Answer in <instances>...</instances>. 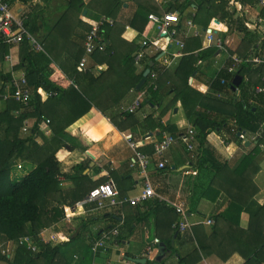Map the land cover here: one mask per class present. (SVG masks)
<instances>
[{
  "label": "crops",
  "instance_id": "obj_1",
  "mask_svg": "<svg viewBox=\"0 0 264 264\" xmlns=\"http://www.w3.org/2000/svg\"><path fill=\"white\" fill-rule=\"evenodd\" d=\"M70 1L37 0L32 3L30 1L20 2L13 0L11 2L15 14L23 13L29 16V27L34 29L33 35L37 37L40 43L48 47L49 56L53 60L51 66L52 74L49 79L55 85L64 89H68L73 85L71 76H75L73 69L75 59L82 54L79 53L81 50L83 52L84 42L92 24L102 16L108 17L110 14L109 18H112L116 22V26L107 34V40L115 48L114 55L117 57L118 62H122L126 54L129 53L131 57H134L141 50H143L144 57L146 58L154 55V50L144 49L142 42L146 38L154 39L156 37L155 29L151 26L141 35L137 29L130 25L132 17L136 13H141V8L136 7L135 0H121V6H115L114 0H83L79 4L80 9L75 7L69 8ZM151 1L153 2L152 7L158 10L156 13L151 12L149 14H163V12H168L171 6L178 7V5H185L186 1L194 0ZM251 2L253 4L245 3L250 8L246 19L254 23L259 16L264 17L261 14L264 8L259 5L258 0H251ZM192 9L196 11L194 7H187L184 12L180 10L174 12H180L182 20L185 21L192 17ZM141 25L142 22L138 24V26ZM198 26L206 28L201 25ZM217 29L221 36L230 38L231 43L227 49V53H220L218 51L214 58L200 64L202 70H205V72L207 71L205 67L209 66L211 74L209 77L206 75L201 76V74L200 76L198 75L193 78L190 86L202 94L209 93L208 81L211 75L224 68L227 61L233 62V57L245 60L259 55L264 58V45L262 41L264 39L259 35L260 33L263 35V31L254 37H250L249 40L243 41L239 34L228 33L227 25H219ZM251 29L254 30L253 27ZM188 40L186 46L191 49L189 52L193 53L194 56H198L200 51L209 48L202 38H191ZM200 43L201 47H199ZM168 52L173 54L177 52V48L172 46ZM8 54L7 56L10 59H5L6 64L3 67V71L9 73L13 68L11 76L19 78L25 75L23 69H16L14 71V67L20 64V46L13 47ZM14 54L16 58L13 57ZM84 56L85 53L81 56V60ZM179 62L180 60L174 61L169 70L174 71ZM243 63L249 64L250 67L253 65L250 62ZM143 64L141 67H136L138 73L144 68ZM87 66L96 77L105 72L109 67L108 63L102 61L101 57H91ZM117 66L120 67V64ZM161 66L162 62L159 60L155 67L161 70ZM254 68L255 71L253 69L249 71L250 76L246 75V78L250 80V83L252 81L262 84L256 87H264V64H258ZM115 80L116 77L114 75L109 76L106 79V85L97 90L96 92L98 93L95 96L99 101L105 100L107 102L109 98L110 102H115L113 107L116 108L117 114L121 115L122 109L130 106L135 100L137 93L141 90L130 92L125 100L120 99L119 96L125 89L123 88L122 92L120 90L117 91V89L113 88L114 86L111 89L110 84L114 83ZM83 83V85L86 84L85 82ZM107 94H111V96ZM99 96L101 97L99 98ZM161 98L158 99L159 105L155 107L142 101L141 110L133 114L132 124H128V129L124 131H119L110 119L105 117L95 107L67 127L64 140L68 148L60 150L57 153V158L60 161L62 172L69 174L70 177L61 179V188L69 190L76 185V180L72 179L71 176L75 177L79 175L82 171V164L87 161L89 164L84 174L89 176L95 187L103 182L110 181L119 193L130 197L141 193L146 180H148L158 196L164 198L167 202L182 204L186 207L191 229L180 234L178 239L175 235L172 242L173 248L180 253L179 255L186 256L194 253L193 251L197 247L199 248L198 239L203 245L207 246L206 253L200 251L202 260L198 264H245L244 257L236 252L238 246L236 239L227 233L229 230L230 234L232 231L239 233V228L243 231L247 230L250 224L249 212L246 210L241 214L238 225L231 222L226 223L223 220L217 221V218L226 211L231 197L240 193L239 191L243 195V200H247L250 196L249 191L253 189L251 188L252 184L258 190L254 201L260 206L264 205V147L261 150V154L256 157L255 164L244 171V169H241V162L248 153L247 149L250 145L251 137L249 138L248 135H244L241 140H238L232 131L229 132L224 129L222 132H213L208 135L206 146L210 151H213V156L207 157V162L202 160L203 154L199 149L198 140L194 153L188 151L185 145L178 142L164 153L163 157L167 160L168 164L164 170H160L158 169L160 159L156 157L154 153L155 149L152 153L149 152L150 148L148 147L151 146L152 149L153 146L155 148V143L161 140V135H159L157 130L146 126V118L154 114V117L158 119L166 111V114L162 118V124L175 125L182 134L192 128L191 123L185 117L181 102L175 103L173 101V94L163 99ZM30 121L32 123L35 122V120ZM42 134L48 138L53 135L51 129L46 126L42 129ZM126 137H130L135 142H138L140 150L150 156L151 164L146 175L140 171L138 166H133L135 155L133 150L129 148L125 140ZM39 140L38 143L41 144L42 139L39 138ZM202 149L207 150L204 146ZM203 153L204 156L207 154L206 152ZM213 157L214 160H212ZM224 162L227 164V167L219 171L217 167ZM214 163L215 166H212ZM188 171L196 172V175L188 174ZM156 202V199L151 200L140 205V208H131L130 205L126 204L123 208L100 211L94 209V206H90L87 214L75 217L77 219L71 224H67L66 229H60L65 235V232L69 230L75 232L79 230L80 232L81 222L90 218L95 219L85 228L81 239L63 248L62 254L66 258H70L72 264H81L88 246L87 242L85 243L83 240L86 232L91 231L92 237H96L99 231H103L107 227L117 226L115 225L117 222L121 223L127 219L130 224H133L132 226L125 227L124 234L127 236V239L121 246L108 245L101 252L102 255H106L107 259H101V254L98 253L94 257L93 264H104L110 261L116 262L112 257L113 255H118L117 251H120V255L125 254L127 264H138L133 262L132 259H147L150 262L153 258V263H156L161 244H163L161 254L164 256L162 260L164 261L172 252H163L165 244L161 241L166 240L171 235V232L174 231V225L179 221V216L167 203L161 204ZM156 204H158L156 209L150 211L145 222L141 223L139 220H135L139 218L138 213L140 211H149ZM251 208L254 209V207ZM76 220H78L79 224L77 223V227L74 228L75 225L73 224ZM208 220H213V225L217 226V234L211 240L209 236L213 225H208ZM53 230L58 231L59 229L54 228ZM153 230H155L157 237H152L154 235ZM242 238L244 239L243 234ZM155 240L160 242L156 247L157 250L149 258H146L148 257L146 255L148 247ZM99 255L100 257H98ZM108 257L112 259L108 260Z\"/></svg>",
  "mask_w": 264,
  "mask_h": 264
},
{
  "label": "trees",
  "instance_id": "obj_2",
  "mask_svg": "<svg viewBox=\"0 0 264 264\" xmlns=\"http://www.w3.org/2000/svg\"><path fill=\"white\" fill-rule=\"evenodd\" d=\"M8 1L12 2L13 0ZM22 1L27 2V0ZM238 1L243 4L252 3L251 0ZM82 2L83 0H71L69 8L80 9L79 4ZM114 2L115 6L122 5L121 0H114ZM135 4L137 8H141V13H136L132 17L130 25L142 35L146 29L152 26L148 20L149 13H156L158 9L152 7L153 2L151 0H135ZM232 6L231 0H194L186 1L185 5H178V7L171 6L168 12L178 10L184 12L187 7H194L197 11L194 21L198 25L214 28L219 25H227L228 33L239 34L243 41L249 40L250 37H254L256 34L258 35L260 33L258 30H252L248 26L251 22L246 19V16L237 17V12L233 10ZM261 14L264 15V10ZM110 16L109 14L108 17ZM140 22H142V25L138 26ZM27 26L29 31L34 34V29L29 27V21ZM115 26L116 24L113 27H108L107 33H110ZM259 35L264 39V33ZM262 41L264 45V40ZM41 44L43 47L42 52L32 50L27 42L21 44L20 64L14 67V71L16 69L24 70L32 92V100L28 106H23L12 99L2 100V96L7 92L5 85L12 80L11 72L13 68L9 73L3 71L6 64L5 57L9 55L10 47L0 45V80L3 81L0 86V261H5L8 264H72L70 258L64 257L62 250L80 240L85 228L95 220L94 218L81 222V230L75 238H72L75 231L65 232V236L69 239L58 245L44 244L40 238V234L44 229L62 222L72 212L75 204L83 200L95 187L89 176L84 174L89 164L87 161L82 164V171L79 175L71 176L72 179L76 180V185L69 190L61 188V179L70 177L69 174L62 172L60 161L57 158V153L60 150L68 148L64 140L66 137L65 130L94 107L110 119L119 131L128 129L127 125L133 122V114L122 113L118 115L115 111L116 108L113 107L115 102H110L109 98L107 102L97 100L98 92L96 91L106 85V79L109 76L114 75L116 80L110 84L111 89L115 88L117 91L122 92L124 88L125 90L119 97L125 100L130 92L136 91L137 85L143 78L144 72L150 68V65L153 64L152 68L157 69L155 67L156 63L164 56L162 52H159L148 58L143 57L144 68L138 73L134 57H131V54H126L122 62H118L117 57L114 55L115 48L108 44L104 52H97L93 55V58L101 57L102 61L108 63L109 66L105 72L96 77L89 71L78 72L77 70L81 56L85 53V49H83V52L82 50L79 52L82 54L75 59L73 65L75 75L71 76L73 85L68 89H64L55 85L49 79L52 74L53 60L49 56L48 47L43 43ZM199 47H201V43ZM190 50L186 46L187 55L180 60L174 71L169 69L160 71L156 81L157 89L148 88L149 79L147 80L143 87L148 88V94L144 97L143 102L155 107L160 103L158 102L159 98L162 97L161 99H163L173 94V101L175 103L181 102L186 119L197 133L196 137L199 141V149L203 154L202 160L204 162H207V157L213 156V151H210L206 146L209 134L222 132L226 129L229 132L232 131L238 140H241L244 135L251 137L247 149L248 153L241 162V169L245 171L255 164L256 157L261 154L264 147V93H256V86L262 84L252 81L250 83V80L246 78V75L250 76L249 71L254 70V66L258 64H253L250 67L249 64L241 63V66L233 72H229L228 69L233 65V62L227 61L224 68L211 75L208 81L209 93L202 94L190 86V80L198 75L200 76V74L209 77L211 74L209 66L205 67L207 70L205 72L199 63L214 58L218 50L209 47L200 51L198 56H194L193 53L189 52ZM118 64H120V67L117 66ZM236 76L242 77V82L238 87L239 94L233 90V82ZM223 81L225 82L223 83ZM83 82L86 84L83 85ZM52 93H57V95L50 97L49 94ZM45 98L47 99L43 101ZM165 114L166 111L158 119L154 117V114L148 116L145 122L146 126L157 130L159 135L163 132H168L173 136L181 135L182 132L175 125L162 124V118ZM30 120H35L30 129V134L27 137H22L24 123ZM45 126L49 127L53 133L50 138L42 134V129ZM36 137L42 139L41 144L35 140ZM254 137L255 140H253ZM32 142L35 146L31 149L29 144ZM203 146L207 149L206 151L202 149ZM148 148H150L149 152L153 153V146L152 149L151 146ZM26 151L28 152L25 154ZM203 152L207 154L204 156ZM17 159L25 161L23 166L27 170L21 178L12 177L15 176L14 172L16 170L19 171L18 165L13 168ZM212 160H214V157ZM212 166H215V163ZM226 167L227 164L224 162L217 168L221 171ZM254 187L252 184L251 188L253 189L249 191L250 196L247 200H243L241 191L232 196L226 211L217 218V221L223 220L226 223L231 222L238 225L241 214L246 210L249 212L250 224L247 230L243 231L239 228V233L232 231L230 234V230L227 233L236 239L238 243L237 249L235 248L236 252L244 257L245 264H262L264 262V205L260 206L254 201L258 191ZM120 196L122 198L128 197L121 193ZM157 205L152 206L149 211H140L138 213L139 218L135 220H139L141 223L145 222L150 211L155 210ZM251 207H254V209ZM131 208L140 207L131 206ZM112 215L114 216V214ZM115 225L117 226L107 227L103 231H99L96 237H91L81 264H93L92 243L104 231L118 228L120 231L119 238L112 245L121 246L127 239L124 234L125 227L133 224H130L129 220L126 219L121 223L117 222ZM152 232L154 233L152 237H155L157 235L155 230ZM180 234L174 229L166 240L161 241L165 244L163 252L177 251L173 248L172 242L174 236L176 235L178 239ZM216 234L217 226L213 225L209 239L211 240ZM26 236L32 238V244L36 247V251L25 245H18L12 259L2 253L1 245L3 243L17 241L19 238ZM197 241L199 248L197 247L193 251L195 254L178 255L177 264H198L201 262L200 251L206 253L207 246L203 245L198 239ZM147 264L155 263L148 262ZM159 264H164V261Z\"/></svg>",
  "mask_w": 264,
  "mask_h": 264
},
{
  "label": "built area",
  "instance_id": "obj_3",
  "mask_svg": "<svg viewBox=\"0 0 264 264\" xmlns=\"http://www.w3.org/2000/svg\"><path fill=\"white\" fill-rule=\"evenodd\" d=\"M22 1V0H18ZM32 3L37 0H27ZM23 2V1H22ZM234 10H236L239 16H246L250 12V8L237 0H231ZM261 7L264 8V0H258ZM193 10V9H192ZM196 17V11L193 10L192 17L190 19L182 20V15L180 12H163V14H149L148 20L151 22L152 27L156 31V37L154 39L146 38L142 42V47L144 49H153L154 54L162 52L164 54L161 59L163 68L161 70L153 69L148 76L149 87L157 89L156 81L158 80L160 71L168 70L176 60H181L185 56V49L187 45V40L191 38H202V40L209 46H214L220 53L226 52L231 43L230 38L223 37L219 34L217 28L206 27L200 28L194 21ZM29 16L27 14L19 13L15 14L12 3L8 0H0V45H7L12 49L13 47L21 46L24 42H27L29 47L36 51L42 52L43 47L40 41L29 31L27 23ZM116 24L115 20L112 18L102 16L95 23L92 24L85 42V56L80 61L78 66L79 72H92L88 69L87 63L88 59L93 57L97 52H104L108 47L107 40V29L108 27H113ZM250 28L258 30L264 33V17L259 16L254 23H249ZM175 46L177 52L170 54L169 49ZM144 57L143 50L137 52L134 56V62L137 67H141L142 59ZM5 59L9 60L10 57L6 56ZM233 65L228 69L229 72H233L237 67L243 62H250L252 64H264V58L261 56H253L245 60L239 59L237 57L232 58ZM199 64H202L201 62ZM147 79V80H148ZM193 79L190 80L192 83ZM225 81H223L224 83ZM3 81L0 80V86ZM6 93L2 96L3 101L9 99L15 102L28 106L32 100V92L28 85V81L25 75L16 78L12 76V80L5 85ZM144 88V87H143ZM142 88V89H143ZM148 88H144L137 93L135 100L130 106L122 109L124 114H135L142 108V101L144 97L148 94ZM236 93L239 94V89L237 88ZM256 93H264V87H256ZM57 93L49 94V96H56ZM197 133L193 128L188 129L186 133L179 136H173L168 132H163L161 134V140L155 143V155L160 159L158 163V169L164 170L167 167V160L163 157L164 153L175 143L181 142L186 146L188 151L194 153L196 150L197 143ZM126 142L134 152L135 160L134 165L140 168V171L146 175V172L151 164V158L144 152L140 150V144L135 142L132 138L126 137ZM255 140V137L253 138ZM19 171L25 170L23 164L17 166ZM188 174L196 175V172H187ZM159 203H167L172 209H174L178 216L179 221L175 223L174 228L181 234L189 231L191 229V224L188 220V213L185 205H180L177 203L167 202L164 198L158 196L151 186L148 180H146L144 188L141 193L134 196H128L122 198L120 193L110 181L104 182L93 188L89 194L81 201L77 202L72 209V212L64 220L67 224H71L80 215H85L89 212V207L94 206V209L100 211L104 209H114L123 207L126 204L137 207L151 200H155ZM208 225H213V220L207 221ZM51 229H44L40 238L44 244L58 245L63 241H67L68 238L65 234L60 231ZM120 231L118 228H114L109 231H104L97 239L92 243V253L95 257L101 250H105L108 245L115 244L119 238ZM160 242L155 240L152 245L148 247V257L149 258L157 250V246ZM18 245H25L36 251V247L32 244L31 237H24L20 239ZM154 262V258L150 261Z\"/></svg>",
  "mask_w": 264,
  "mask_h": 264
},
{
  "label": "rangeland",
  "instance_id": "obj_4",
  "mask_svg": "<svg viewBox=\"0 0 264 264\" xmlns=\"http://www.w3.org/2000/svg\"><path fill=\"white\" fill-rule=\"evenodd\" d=\"M37 38V37H36ZM39 41V40H38ZM13 57L16 58V55L14 54ZM91 59V58H89ZM88 59V61H89ZM33 126V123L32 121H26L24 123V126L22 128V137H27L29 136L30 134V129L31 127ZM35 140L38 142L39 138H35ZM40 141V140H39ZM29 148H34V144L33 142L29 144ZM28 151L25 152V154L27 153ZM19 164H25V161L23 159H17L16 162L14 163L13 165V168ZM27 170H22V171H15L14 172V175L15 176H12V177H15V178H21L25 172ZM104 183V182H103ZM64 222V223H63ZM77 223L79 224L78 220L75 221V223L73 225H75L74 228L77 227ZM66 226H67V223L65 220H63L62 222L54 225L53 227L54 228H58V229H66ZM73 227V226H72ZM71 228V227H70ZM92 232H86L85 235H84V242L87 244L89 243V241H91V237H92ZM24 238V237H22ZM22 238H19V240L17 241H7L6 243H3L1 245V249H2V253H4L9 259H12L13 255H14V252H15V249L16 247L18 246V242L20 241V239ZM69 239V238H68ZM104 250L100 251L99 254H101V252H103ZM131 252V251H130ZM118 255H113V259L116 260L117 264H127V260H125V254L124 255H120V251H117ZM149 253V252H148ZM148 253L146 252V255H148ZM104 254V253H103ZM180 253H178L177 251L173 250L172 251V254L171 255H168V257L164 260V264H177L178 263V260H179V255ZM100 257V255L98 256ZM106 258V255H102L101 254V259H105ZM111 257H108V260H111L112 259ZM107 259V258H106ZM116 262H113V261H110V262H105L104 264H116ZM119 262V263H118ZM0 264H8L6 263L5 261H0ZM101 264V263H100Z\"/></svg>",
  "mask_w": 264,
  "mask_h": 264
},
{
  "label": "water",
  "instance_id": "obj_5",
  "mask_svg": "<svg viewBox=\"0 0 264 264\" xmlns=\"http://www.w3.org/2000/svg\"><path fill=\"white\" fill-rule=\"evenodd\" d=\"M152 67H153V64H151L150 65V68H148L145 72H144V74H143V78L141 79V81L139 82V84L137 85V88H136V90L137 91H140L142 88H143V86L146 84V82H147V79H148V76H149V74L151 73V71H152ZM241 82H242V77H240V76H236V78L234 79V82H233V90H237V88L239 87V85L241 84ZM79 234V230H77L76 232H75V234L72 236V238H75V237H77V235ZM174 245V244H173ZM162 247H163V244H161L160 245V253L158 254V256H157V258H156V263L155 264H159L160 262H162V260H163V258H164V256H163V254H161V252H162ZM132 261L133 262H135V263H138V264H147L148 263V261H147V259H132Z\"/></svg>",
  "mask_w": 264,
  "mask_h": 264
},
{
  "label": "clouds",
  "instance_id": "obj_6",
  "mask_svg": "<svg viewBox=\"0 0 264 264\" xmlns=\"http://www.w3.org/2000/svg\"><path fill=\"white\" fill-rule=\"evenodd\" d=\"M148 261V260H147Z\"/></svg>",
  "mask_w": 264,
  "mask_h": 264
}]
</instances>
